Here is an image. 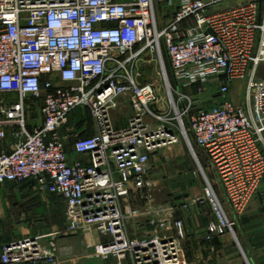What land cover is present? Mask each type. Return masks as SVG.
<instances>
[{"label": "built area", "instance_id": "obj_1", "mask_svg": "<svg viewBox=\"0 0 264 264\" xmlns=\"http://www.w3.org/2000/svg\"><path fill=\"white\" fill-rule=\"evenodd\" d=\"M223 3L230 6L218 8ZM163 5L173 10L164 25ZM162 45L181 89L218 83L220 104L193 113L190 105L187 127L177 116L190 150H202L242 214L264 181V79L257 76L264 65V0H0V187L31 183L61 198L69 221L64 233L98 236L86 243L87 258L183 264L182 221L152 218L144 239H132L128 227L143 215L128 199L153 187L152 155L179 141L174 118L161 113L177 110L169 82L163 100L131 71ZM235 82H243L241 103L229 99ZM119 99L133 108L120 129L111 117ZM186 100L182 94L180 103ZM77 110L90 112L95 130L69 149L65 131ZM83 156L88 161L77 159ZM206 182L209 234H234V221ZM42 239L3 246L2 264H52L44 260Z\"/></svg>", "mask_w": 264, "mask_h": 264}, {"label": "rangeland", "instance_id": "obj_2", "mask_svg": "<svg viewBox=\"0 0 264 264\" xmlns=\"http://www.w3.org/2000/svg\"><path fill=\"white\" fill-rule=\"evenodd\" d=\"M218 7L224 9L230 6L228 3H223ZM217 9V8H216ZM173 14L172 8L167 5L159 7V19L166 24ZM137 82L140 84H152L156 87L160 99H168V86L177 105V110L174 108L166 109L161 112L171 118H174L176 125V133L178 143L163 148L152 155L150 161V173L148 180L153 183V187L148 190L132 194L126 205L131 209L141 212L144 215L140 218H131L128 222L130 235L132 239H144L147 233L151 230L142 231L140 224H149L152 218H169L170 198L178 192L179 199L186 196L185 189L191 183V175L193 171L198 174L200 172L203 177V185H206L207 178L213 183L216 179L217 171L213 164L208 161L201 149L194 148V153L187 145L186 139L180 129L181 122L177 114L182 116V124L188 126V117L185 116V110L191 105L190 110L193 113L198 109H210L221 103L219 97V86L216 81H210L205 84H198L188 88L181 89L178 85L174 72L166 53L164 45L161 46L160 53L147 51L131 68ZM257 76L264 79V65L259 68ZM243 82H235L231 85L229 99L235 103H241L243 99ZM186 96L189 100L180 103V96ZM2 97L0 96V107L2 105ZM159 106H153V109H158ZM168 108V107H167ZM133 115V108L129 101L119 99L118 107L111 111V117L116 128L125 127L128 124L129 118ZM94 133V123L90 112H74L69 121V128L65 131L67 135V146L72 148L74 139L77 137L86 138ZM80 160L87 161V157H81ZM204 169L205 174L200 171L199 163ZM264 182V181H263ZM263 184V183H262ZM173 191V192H172ZM172 192V193H171ZM0 237L6 239L17 240L24 237H43L46 238L54 231L60 230V235L57 240H65L64 242H79L82 248L88 250L83 253L85 256L91 253V249L87 248L84 233L65 234L69 228L67 208L64 201L53 196H42L31 183L15 185L6 184L0 187ZM154 205L160 206L155 211ZM155 211V212H154ZM228 214V213H227ZM229 219L232 218L228 215ZM143 218V219H142ZM141 225V226H142ZM139 227V228H138ZM147 227V226H145ZM147 232V233H146ZM96 234V233H94ZM98 237L97 235H94ZM45 238V239H44ZM46 244V242H45ZM42 245H44L42 243ZM67 246V243L65 244ZM92 257H89V259ZM88 259V258H87ZM92 264V261H86ZM93 264H107L102 260L97 259Z\"/></svg>", "mask_w": 264, "mask_h": 264}, {"label": "crops", "instance_id": "obj_3", "mask_svg": "<svg viewBox=\"0 0 264 264\" xmlns=\"http://www.w3.org/2000/svg\"><path fill=\"white\" fill-rule=\"evenodd\" d=\"M77 159L79 158L77 157ZM190 175L191 183L185 187L187 189L186 196L183 199H179L178 192L172 191L174 194L170 198L169 207H163L168 208L172 222L179 220L184 224L185 235L179 240L183 264H264V182L246 210L242 214H237L234 212L221 180L217 175L216 179L212 181L214 191L225 211L232 218V221H234L235 228L234 234L210 235L208 225L213 219V212L209 203L204 200L206 185H203V177L199 171L198 174L196 171H193ZM38 192L42 196H50L44 192ZM53 197L59 198L58 196ZM159 207L160 209L162 208L161 205H154L153 209L156 211ZM159 217L162 218L161 215ZM141 225L142 231L149 229L152 232L154 229L149 224ZM169 234L175 236L176 231L171 230ZM59 235L60 230L54 231L50 234V237L44 238L46 244L42 241L44 244L43 255L45 261L52 259V264H82L88 263L86 261L89 260L93 264L95 260L97 261L98 258L87 259L83 253L88 250L85 251L82 248V244H79V242L72 243L64 242L65 240H57V236ZM86 238L83 242L88 243V236ZM17 240L0 237V248ZM66 243L67 246H65ZM56 244L57 247H55ZM0 264H2L1 250Z\"/></svg>", "mask_w": 264, "mask_h": 264}, {"label": "bare ground", "instance_id": "obj_4", "mask_svg": "<svg viewBox=\"0 0 264 264\" xmlns=\"http://www.w3.org/2000/svg\"><path fill=\"white\" fill-rule=\"evenodd\" d=\"M93 234H94V233H90V234L88 235V240H89V242H94L95 240H97V238H95Z\"/></svg>", "mask_w": 264, "mask_h": 264}, {"label": "trees", "instance_id": "obj_5", "mask_svg": "<svg viewBox=\"0 0 264 264\" xmlns=\"http://www.w3.org/2000/svg\"><path fill=\"white\" fill-rule=\"evenodd\" d=\"M73 115H74V114H73ZM73 115H72V116H73ZM15 185H16V184H15Z\"/></svg>", "mask_w": 264, "mask_h": 264}]
</instances>
